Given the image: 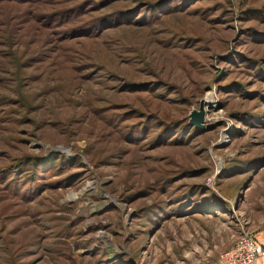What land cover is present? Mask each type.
<instances>
[{
	"label": "rangeland",
	"instance_id": "rangeland-1",
	"mask_svg": "<svg viewBox=\"0 0 264 264\" xmlns=\"http://www.w3.org/2000/svg\"><path fill=\"white\" fill-rule=\"evenodd\" d=\"M244 232L264 0H0V264H219Z\"/></svg>",
	"mask_w": 264,
	"mask_h": 264
},
{
	"label": "built area",
	"instance_id": "built-area-1",
	"mask_svg": "<svg viewBox=\"0 0 264 264\" xmlns=\"http://www.w3.org/2000/svg\"><path fill=\"white\" fill-rule=\"evenodd\" d=\"M263 250L249 232H244L233 247L220 254L221 264H259Z\"/></svg>",
	"mask_w": 264,
	"mask_h": 264
},
{
	"label": "water",
	"instance_id": "water-1",
	"mask_svg": "<svg viewBox=\"0 0 264 264\" xmlns=\"http://www.w3.org/2000/svg\"><path fill=\"white\" fill-rule=\"evenodd\" d=\"M203 115H204V109H203V103H201L199 112H192L190 117H191V123L195 125L196 127H199L200 123L203 120Z\"/></svg>",
	"mask_w": 264,
	"mask_h": 264
},
{
	"label": "crops",
	"instance_id": "crops-1",
	"mask_svg": "<svg viewBox=\"0 0 264 264\" xmlns=\"http://www.w3.org/2000/svg\"><path fill=\"white\" fill-rule=\"evenodd\" d=\"M252 236L256 239V242L258 243V245H260V247L263 250V255L260 257L259 264H264V241L258 240V238L256 236H254L253 234H252ZM219 264H221V263H219Z\"/></svg>",
	"mask_w": 264,
	"mask_h": 264
},
{
	"label": "trees",
	"instance_id": "trees-1",
	"mask_svg": "<svg viewBox=\"0 0 264 264\" xmlns=\"http://www.w3.org/2000/svg\"><path fill=\"white\" fill-rule=\"evenodd\" d=\"M42 163L44 162V161H41Z\"/></svg>",
	"mask_w": 264,
	"mask_h": 264
},
{
	"label": "bare ground",
	"instance_id": "bare-ground-1",
	"mask_svg": "<svg viewBox=\"0 0 264 264\" xmlns=\"http://www.w3.org/2000/svg\"><path fill=\"white\" fill-rule=\"evenodd\" d=\"M208 100H209V98H208ZM211 101V100H210Z\"/></svg>",
	"mask_w": 264,
	"mask_h": 264
}]
</instances>
